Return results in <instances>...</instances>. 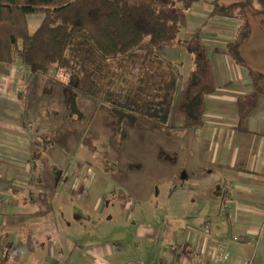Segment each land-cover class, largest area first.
I'll use <instances>...</instances> for the list:
<instances>
[{
  "label": "crops",
  "instance_id": "1",
  "mask_svg": "<svg viewBox=\"0 0 264 264\" xmlns=\"http://www.w3.org/2000/svg\"><path fill=\"white\" fill-rule=\"evenodd\" d=\"M243 45L248 57L252 45ZM229 49L231 53H225L233 67L229 59L215 67L210 63L211 71L206 69L207 74L203 69L196 82L213 87L203 99L198 119H191L180 107L184 115L172 118L180 121L172 124V110L163 129L173 144L166 146L162 165L148 166L153 171L161 168L163 179L181 176L180 191L195 190L182 213L186 214L184 225L168 229L165 236L162 233V244L155 251L152 239L160 231L154 225L146 228L139 222L130 235L115 229L111 240L105 227L100 228L97 235L101 239L90 246L83 242L91 255L84 262L76 231L61 229L57 223L69 214L55 211L58 198L35 196L39 187L33 173L40 167L34 162L30 168L23 159L29 144L24 137V111L12 108L14 104L21 109L20 89L27 83L30 86L31 75L18 62L9 68L0 66V99L6 101V112L0 110V264H264V92L256 90L244 63L235 58L239 56L255 71L264 70L253 67L237 46L233 48L235 58ZM208 58L206 54L207 63ZM255 91L256 99L242 105L239 99ZM178 161L182 164L177 165ZM52 177L44 180L40 174L44 188L45 183L47 189L54 186L56 178ZM65 200L59 199V204L67 205ZM172 200L168 203L174 205ZM131 218L123 216L121 224L130 223Z\"/></svg>",
  "mask_w": 264,
  "mask_h": 264
},
{
  "label": "rangeland",
  "instance_id": "2",
  "mask_svg": "<svg viewBox=\"0 0 264 264\" xmlns=\"http://www.w3.org/2000/svg\"><path fill=\"white\" fill-rule=\"evenodd\" d=\"M218 1L226 5L232 0ZM212 8L211 0H199L188 11H182L180 17L179 38L188 39L197 31L202 39L200 42L206 51L205 54L209 55V63H205L204 69L211 71V65L215 67L217 63L223 65L229 61L233 67L225 52L231 48L233 53L231 56L235 58L233 52L235 45L253 67L264 70V14H252L248 10L251 29L249 37L244 43L229 44L228 42L236 35L238 22L210 16ZM41 17L37 14L27 16L30 33L38 26ZM245 43L252 45L247 51L248 57L244 55ZM214 49L216 55L213 54ZM158 52L176 66L179 76L178 93L172 108L174 114L170 119L172 124L176 125L180 121L172 118L184 115L180 103H177L187 96V93L190 94L200 88V85L190 86L193 64L189 60L190 54L182 46L164 45ZM0 66L9 68L7 64ZM151 68L163 71V68L155 64H152ZM164 69H167V66ZM130 78L134 83L135 78L132 76ZM28 85L29 83L24 86L26 88L20 89L21 109H17L14 104L12 108L13 111H24L22 122L27 132V136L24 137L28 138L29 144L23 159L30 168L32 160L40 167L33 173L39 187L35 196L40 199L47 196V200L58 198L54 205L55 211L58 215L69 214L57 223L61 229L76 231L75 238L82 244L81 261L84 262L90 255L85 251L83 242L88 246L97 242L101 239L97 233L103 227L107 230L106 236L111 240L116 235L115 229L130 235L137 231L139 222L143 226H148L146 228L154 225L160 234L152 239L153 250H159L162 244L161 237L166 235L168 229H179L182 224L184 225L186 214L182 213L186 212V206H190L187 203L191 194L195 193V190L180 191L177 188L181 176L172 175L168 179H163L161 168L158 171L148 168L152 164L162 165L165 150H168L166 146L173 144L169 142L164 126L140 120L133 127L125 125L126 136L120 139L119 133L114 129L108 103L103 99L80 95L78 98L80 114L72 115V110L71 113L63 100L60 101L62 95L60 86L52 93L43 94L41 82L37 78L30 81L29 87ZM5 102L0 99L2 105L0 110L6 108ZM38 150L41 154L35 157L34 153ZM180 164L182 163L178 161L177 165ZM44 169L48 171L42 172ZM30 172L32 173V170L27 174L30 175ZM48 172L54 179L56 178L51 189H47L49 184L46 183L44 188L40 178V174L43 173L44 180L46 176L53 179ZM200 188L205 190L207 187ZM217 191L218 189L214 194ZM61 198H67L65 201L68 204H59ZM168 199H175L172 200L174 205L169 204ZM66 206L68 209L64 208ZM128 215H132L130 223L121 224L123 216ZM141 233H146V230ZM148 244L152 247V244Z\"/></svg>",
  "mask_w": 264,
  "mask_h": 264
},
{
  "label": "trees",
  "instance_id": "3",
  "mask_svg": "<svg viewBox=\"0 0 264 264\" xmlns=\"http://www.w3.org/2000/svg\"><path fill=\"white\" fill-rule=\"evenodd\" d=\"M197 1L0 0V64H22L31 81L37 78L41 82L43 94L60 86V101L72 115L80 114V95L103 99L120 139L126 136L125 125L133 127L140 120L165 126L179 79L176 66L158 50L164 45L182 46L193 64L190 86L197 85L207 60L200 35L178 36L182 11ZM211 2L210 16L238 22L229 44L241 43L247 36L248 10L264 14V0H232L226 5ZM31 14L42 17L30 33L27 16ZM235 59L244 63L256 90L264 92V72L249 68L240 57ZM152 64L163 71L153 70ZM212 91L213 87L200 84L187 93L182 111L197 120L204 95ZM257 91L239 101L243 105L256 99Z\"/></svg>",
  "mask_w": 264,
  "mask_h": 264
},
{
  "label": "built area",
  "instance_id": "4",
  "mask_svg": "<svg viewBox=\"0 0 264 264\" xmlns=\"http://www.w3.org/2000/svg\"><path fill=\"white\" fill-rule=\"evenodd\" d=\"M235 240L239 239L238 237H234Z\"/></svg>",
  "mask_w": 264,
  "mask_h": 264
}]
</instances>
